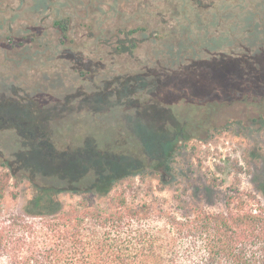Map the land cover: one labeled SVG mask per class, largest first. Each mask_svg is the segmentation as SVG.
Returning a JSON list of instances; mask_svg holds the SVG:
<instances>
[{"label":"rangeland","instance_id":"374dc122","mask_svg":"<svg viewBox=\"0 0 264 264\" xmlns=\"http://www.w3.org/2000/svg\"><path fill=\"white\" fill-rule=\"evenodd\" d=\"M39 2L47 8L36 13L33 7ZM57 11L71 22L62 41V34L52 25ZM134 29L137 31L128 33ZM6 34L12 38L7 46ZM210 43L219 46L209 49ZM0 45L6 50L0 48V84L7 93L15 90L10 98L15 101L16 115L45 125L55 120L53 131L76 148L102 146L124 131L135 144L141 137L149 157L172 151L162 170L144 176L153 186L160 183L164 187L154 189L151 196L164 211L180 214L172 201L180 193L184 201L206 212H220L233 189L255 194L264 205V75L259 77L250 66L237 65L239 60L255 58L257 66H264V0H0ZM181 45L185 47L178 56ZM168 50L173 51L171 55ZM223 55L232 65L225 64L210 84L200 81L199 87L183 90L194 99L218 92L213 93L216 106L208 122L197 120L199 126H188L186 131H164L168 123L158 127L155 122L167 114L195 118L185 101L174 100L169 112L162 105L148 112L140 103L152 98L157 88L151 94L124 81L135 74L161 77V63L166 61L171 62L169 68H176L180 60L191 64L213 57L219 62ZM59 78L64 85L53 86ZM130 84L142 93L131 91ZM89 86L94 93L109 95L104 106L90 104L92 97L85 90ZM70 87L74 94L82 93L71 103L67 102ZM129 90L132 94L125 96ZM55 93L59 100H54ZM29 99L44 101L39 114L24 108ZM90 108L98 109L96 116H91ZM1 135V153L4 149L20 162L34 163L37 154L21 151L12 133ZM42 159L47 166L44 171L53 178L75 174L66 161L54 168L50 158ZM166 167L170 170L164 171ZM79 168L87 176L86 168ZM15 173L22 183L16 201L10 196L4 200L6 215H23L24 204L34 191L31 174L22 169ZM132 179L136 183L126 193L147 198L139 188V175ZM58 199L72 203L78 196L65 193Z\"/></svg>","mask_w":264,"mask_h":264},{"label":"trees","instance_id":"16d2710c","mask_svg":"<svg viewBox=\"0 0 264 264\" xmlns=\"http://www.w3.org/2000/svg\"><path fill=\"white\" fill-rule=\"evenodd\" d=\"M41 3L44 2L33 7L36 13L47 8L40 6ZM55 18L52 25L62 34V41L69 30L70 17L58 12ZM27 30L32 32L29 27ZM135 31L137 29L128 33ZM4 38L6 46L12 42L7 34ZM182 47L185 46L181 45L176 52L178 56L183 52ZM217 47L209 44V49ZM0 48L6 51L2 45ZM172 52L166 51L167 55ZM212 58L190 64V60L183 57L186 63L177 61L176 68L172 69L168 67L171 62L166 61L161 63L164 74L161 77L135 74L124 81L134 82L132 85L151 94L157 88L152 98L140 103V108L148 112L157 105L169 112L174 100L185 101L193 108L195 118L184 113L179 116L167 114L157 117L155 122L158 127L168 123L164 131H186L188 126H199L197 120L208 122L212 108L216 106L213 93L218 92L194 99L183 90L186 91L188 86L199 87L200 81L210 84L225 64L232 65L224 55L220 56L219 62ZM255 62V58H246L239 60L237 65L246 69L250 66L249 69L257 71L255 75L263 77L264 66H257ZM61 80L57 79L53 86L64 85ZM132 85L128 88L135 91ZM5 88L0 84V134L12 133V140L21 151L38 157L27 165L14 154L4 152L3 148V153L0 151V264H264V205L255 194L233 189L225 199L224 210L209 213L184 201L179 193L172 201L180 214L164 211L161 205L157 206L159 201L151 197L154 189L162 191L164 187L160 183L158 187L153 186L144 180V176L160 170L172 151L149 157L141 145V137V142L135 144L132 136L124 131H118V139L102 146L72 147L64 142L60 133L53 131L55 120L49 121L47 126L16 115L15 101L10 98L15 90L7 93ZM68 90L72 93L69 103L82 95L81 92L74 94L72 87ZM85 90L92 97L90 104L104 106L109 98L105 92L94 93L91 86ZM130 90L125 96L132 94ZM116 94L118 98L121 95ZM56 99L59 100L55 93ZM43 106V100L29 99L24 108L39 114ZM90 109L91 116L99 112L96 108ZM5 154L9 157L1 156ZM42 157L50 158L54 168L62 167L66 161L75 169L74 176L53 178L50 172L44 171L47 166ZM80 165L86 168L87 176L81 175ZM16 169L31 174L29 178L34 191L24 204L23 215H6L3 202L8 196L16 201L17 189L22 183ZM169 170V167L164 169ZM137 175L142 185L139 188L145 191L147 198L136 199L126 193V189L135 185L132 177ZM118 187L122 188L116 190ZM65 193H72L78 199L63 203L58 196Z\"/></svg>","mask_w":264,"mask_h":264},{"label":"flooded vegetation","instance_id":"af4514ba","mask_svg":"<svg viewBox=\"0 0 264 264\" xmlns=\"http://www.w3.org/2000/svg\"><path fill=\"white\" fill-rule=\"evenodd\" d=\"M168 135H166V137H167ZM161 138L163 139L164 137L163 136H161Z\"/></svg>","mask_w":264,"mask_h":264}]
</instances>
